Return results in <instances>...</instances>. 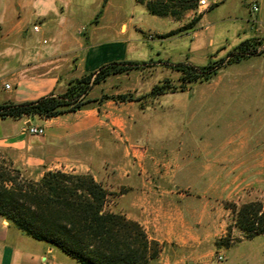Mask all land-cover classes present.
<instances>
[{
  "label": "crops",
  "instance_id": "crops-1",
  "mask_svg": "<svg viewBox=\"0 0 264 264\" xmlns=\"http://www.w3.org/2000/svg\"><path fill=\"white\" fill-rule=\"evenodd\" d=\"M88 7V0H0L1 105L62 96L71 81L110 63H151L134 70L145 83L152 72L166 73L174 63L189 62L185 54L190 50L186 43L191 39L175 40V49L162 47L164 39L158 36L168 32L166 22L143 10L134 0H100L91 5L90 13ZM35 26L39 29L34 30ZM259 37H264V0H260L257 17L246 20L229 48ZM192 49L196 50L195 44ZM129 72L109 76L90 91L88 98L98 101L103 94H127L131 90L127 83L132 75ZM129 103L108 99L100 106L93 102L86 109L51 119L0 120V155L37 181L46 171L56 170L91 174L106 184L111 175L98 169L108 163L114 169L120 166L115 156L127 149L116 139L126 128L123 110ZM30 125L44 128L45 134H29L26 128ZM215 149L257 152L246 157L245 179L254 189L264 190V142L252 147L240 140L230 148L224 145ZM132 152L145 161L140 150ZM123 177L124 184L141 194V206L146 211L156 191L146 174L138 175L136 186L132 184L136 177ZM174 218L171 223L165 222L162 229L163 222L133 219L151 235L150 239L166 243L160 258L149 264H264V235L246 237L240 231L233 232L232 244L222 250L224 259L219 260L212 244L214 238L223 234V225H206L208 230L203 237L201 231L196 234L195 230L205 224H190L180 219L177 211ZM218 227H222L221 231L213 233ZM204 239H210L207 249ZM0 264L82 263L50 243L35 240L0 216Z\"/></svg>",
  "mask_w": 264,
  "mask_h": 264
},
{
  "label": "rangeland",
  "instance_id": "rangeland-1",
  "mask_svg": "<svg viewBox=\"0 0 264 264\" xmlns=\"http://www.w3.org/2000/svg\"><path fill=\"white\" fill-rule=\"evenodd\" d=\"M99 1L88 0L87 13H90L91 5ZM112 1L121 3L122 0ZM134 1L147 12L148 3L159 12H168V16H156L166 22L168 29L158 36L164 39L162 47L175 49V40L191 39L186 43L190 50L185 54L189 62L174 65H214L245 41L257 40V49L263 52L220 68L211 79L193 83L183 84V71L176 67L166 73L152 72L146 84L140 81L138 71L131 70L132 75L127 80L131 90L127 94L136 101H131L123 110L127 125L116 139L127 150L115 156L120 162L119 168L114 169L108 163L98 169L111 175L106 184L101 183L113 194L107 206L113 213L125 215L132 221L138 218L163 222L162 229L165 222L171 223L175 219L177 211L180 219L190 224H205L201 230H195L196 234L201 231L203 237L208 230L206 225H223V234L214 238L212 244L219 257L222 250L227 249L226 244H232L233 232L248 235L239 223L242 207L254 205L249 208L252 210L250 219H256L258 210L254 228H264L259 220L264 218V190L254 189L245 179L246 157L255 156L257 152L215 149L224 145L230 148L240 140L252 147L264 142V37L245 40L229 48L246 20L256 18L258 13L251 12L243 0H217L208 9L199 8V0ZM234 10L235 15L232 14ZM165 80H169L168 92L149 96L154 87ZM133 150H140L139 154L145 155L147 160L143 161ZM0 169L35 180L2 155ZM143 173L156 190L146 211L141 206V194L122 181L126 178L123 176L131 174L136 177V183H132L136 186L138 175ZM236 174L238 177L234 176ZM221 228L212 232H220ZM156 242L158 256L145 264L158 260L166 246L165 242ZM203 242L207 249L210 239Z\"/></svg>",
  "mask_w": 264,
  "mask_h": 264
},
{
  "label": "trees",
  "instance_id": "trees-1",
  "mask_svg": "<svg viewBox=\"0 0 264 264\" xmlns=\"http://www.w3.org/2000/svg\"><path fill=\"white\" fill-rule=\"evenodd\" d=\"M147 8L154 16L169 15L167 11L155 10L150 3ZM256 41L241 43L214 65H171L183 71V84L187 81L193 83L208 80L222 67L262 54L263 52L257 49L259 43ZM150 64L110 63L100 71L71 81L62 96L50 95L21 104H0V120L23 117L51 119L86 109L93 102L100 106L108 99L135 102L131 94L117 97L103 95L98 101L89 99L88 95L109 76L137 70ZM168 83L169 80H165L163 84L154 87L149 96H160L168 92ZM111 196L112 192L91 174L80 175L50 170L37 181L24 179L18 174L0 169V216L35 240L62 249L82 264H145L157 258L158 242L150 240L138 222L107 209ZM252 206L254 205H246L239 211L240 227L248 233L246 237L264 235V228H254L258 222V210L255 213L256 219H250L252 210L249 208ZM259 220L264 225V218L260 217ZM229 246V243L226 244V248Z\"/></svg>",
  "mask_w": 264,
  "mask_h": 264
},
{
  "label": "built area",
  "instance_id": "built-area-1",
  "mask_svg": "<svg viewBox=\"0 0 264 264\" xmlns=\"http://www.w3.org/2000/svg\"><path fill=\"white\" fill-rule=\"evenodd\" d=\"M243 1H245V2L248 3L251 12H253V13H259V11H260V0H243ZM198 3H199V8H201V9H208L213 4H216L215 3V0H199ZM38 29H39L38 26H35L34 27V30H38ZM9 88H10V86L7 85L6 86V89H9ZM26 131L29 134L35 135V136H38V137L43 136L45 134L44 128L38 127L36 125H30V126H28L26 128ZM218 259L219 260H223L224 257L222 255H220L218 257Z\"/></svg>",
  "mask_w": 264,
  "mask_h": 264
}]
</instances>
